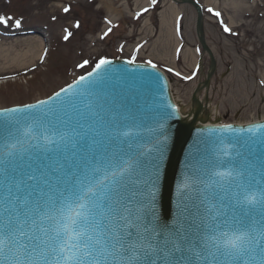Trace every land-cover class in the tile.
Returning a JSON list of instances; mask_svg holds the SVG:
<instances>
[{"label":"snow or ice","instance_id":"snow-or-ice-1","mask_svg":"<svg viewBox=\"0 0 264 264\" xmlns=\"http://www.w3.org/2000/svg\"><path fill=\"white\" fill-rule=\"evenodd\" d=\"M9 20L13 17L0 16V25L8 27ZM13 23L20 27V20ZM224 31L231 29L224 26ZM108 63L101 59L96 68ZM47 103L0 111L6 124L25 129L24 139L0 146V264H264V124L244 130L249 134L245 144L259 146L254 158L244 157L243 164L229 158L233 166L225 171L213 167L204 176L189 172L182 180L195 212L187 204L184 210L199 221L191 239L193 225L187 218L167 232L155 227L162 149L147 165L143 152H132L131 146L110 153L104 127L113 118L103 106L89 103L87 111L77 109L78 148L26 157V150L18 147L25 139L69 143L66 133L55 139L47 111H32ZM16 113L23 115L12 116ZM117 130L132 135L122 124ZM221 192L228 196L232 214L223 211Z\"/></svg>","mask_w":264,"mask_h":264},{"label":"rangeland","instance_id":"rangeland-1","mask_svg":"<svg viewBox=\"0 0 264 264\" xmlns=\"http://www.w3.org/2000/svg\"><path fill=\"white\" fill-rule=\"evenodd\" d=\"M196 1L203 6L204 40L217 60L208 97L201 93L218 110L210 121L264 119V0ZM51 5L53 14L48 13ZM0 16L20 20L13 32L18 38L36 37L44 45L42 60L32 69L0 76V109L48 98L101 59H126L161 69L185 110L210 73L196 9L176 0L155 5L151 0H0ZM13 20L8 24L15 26Z\"/></svg>","mask_w":264,"mask_h":264},{"label":"water","instance_id":"water-1","mask_svg":"<svg viewBox=\"0 0 264 264\" xmlns=\"http://www.w3.org/2000/svg\"><path fill=\"white\" fill-rule=\"evenodd\" d=\"M180 1L196 8L199 36L212 61L208 78L199 85L192 97V111L187 115L180 113L172 96L168 76L158 68L124 59L109 60L110 63L83 76L85 80L78 79L63 88L67 95L60 90L59 97L55 93L42 100L47 101V104L32 109L37 115L47 111V119L54 125L50 131L57 133L55 139L59 141L58 133H66L69 143H46L43 138L25 139L18 147L26 150V157L33 158L70 153L78 148L75 141L80 139L77 133L81 129L77 120L81 118L77 109L87 111L85 105L89 103L94 107L103 106L105 114L113 118L104 127L107 138L105 147L110 153L129 151L131 146L132 152H143L142 159L147 165L158 155L157 149L163 151V164L154 205L157 230L167 232L173 225L187 218L193 225L189 229L190 238L195 239L196 224L199 221L184 210L187 204L188 209L195 212L188 195L182 191V180L189 172L204 176L213 167L218 171H225L233 166L228 163L229 158L233 164H243L246 156L254 158V154L260 150L259 146L251 144L250 141L245 144L249 134L244 130L264 124V119L248 124H222L220 121L209 123L211 115L205 111L199 94L210 84L216 70V59L203 40L202 7L192 0ZM76 92L85 94L79 96ZM38 102L30 105L35 106ZM25 106L0 111L25 109ZM19 115L23 113L12 114ZM31 122L32 118L29 116L27 123ZM121 124L123 131L131 132V136H124L117 130ZM24 130L21 128L17 131L15 124H6L4 117H0V146L6 141L14 143L17 138L24 139L21 136ZM187 191L190 192V189ZM220 194L225 201L223 211L232 214L234 210L227 206L228 196L222 192ZM148 215L153 218L151 212ZM184 226L187 227V224Z\"/></svg>","mask_w":264,"mask_h":264},{"label":"bare ground","instance_id":"bare-ground-1","mask_svg":"<svg viewBox=\"0 0 264 264\" xmlns=\"http://www.w3.org/2000/svg\"><path fill=\"white\" fill-rule=\"evenodd\" d=\"M238 2L241 3L242 0L237 1V3ZM34 7L39 6L34 5ZM49 9L50 12L48 13L53 14L55 6L51 5ZM17 29H19V27L17 28L12 24H9L8 27L2 26L0 29V76H15L18 73L32 69L36 63L42 60L44 49V45L42 44L43 42L32 36L18 38L15 36V33H13ZM173 96L180 112L183 115H187L191 109V105H188L184 110L178 103L176 96ZM202 101L205 105L206 112H209L210 114L218 113L217 108L213 107L211 102L207 100Z\"/></svg>","mask_w":264,"mask_h":264}]
</instances>
